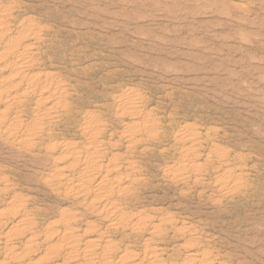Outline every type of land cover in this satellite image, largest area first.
<instances>
[{
  "label": "rangeland",
  "instance_id": "obj_1",
  "mask_svg": "<svg viewBox=\"0 0 264 264\" xmlns=\"http://www.w3.org/2000/svg\"><path fill=\"white\" fill-rule=\"evenodd\" d=\"M0 264H264V0H0Z\"/></svg>",
  "mask_w": 264,
  "mask_h": 264
}]
</instances>
